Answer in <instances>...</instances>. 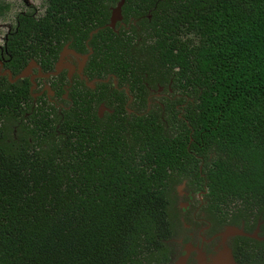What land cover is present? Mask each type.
I'll return each instance as SVG.
<instances>
[{
  "label": "trees",
  "instance_id": "1",
  "mask_svg": "<svg viewBox=\"0 0 264 264\" xmlns=\"http://www.w3.org/2000/svg\"><path fill=\"white\" fill-rule=\"evenodd\" d=\"M43 1L40 16L16 14L7 49L55 54L96 28L86 68L123 76L135 112L119 96L97 117L103 96L78 91L55 129L26 80L0 77V264L163 262L183 178L246 230L260 221L262 239L239 236L236 253L262 260L264 0H123L128 33L104 25L118 0ZM157 84L169 99L147 110Z\"/></svg>",
  "mask_w": 264,
  "mask_h": 264
},
{
  "label": "flooded vegetation",
  "instance_id": "2",
  "mask_svg": "<svg viewBox=\"0 0 264 264\" xmlns=\"http://www.w3.org/2000/svg\"><path fill=\"white\" fill-rule=\"evenodd\" d=\"M8 8L9 5L7 4V8L0 13V17L4 15ZM37 12L38 10L36 9L22 13L25 15L29 14L35 18L43 14V9L41 13L37 14ZM128 20L131 23L135 22L131 17ZM104 25L109 27V19ZM101 27L99 26V28ZM128 29L129 23L124 22L122 17H120V21L117 23V31L111 30L115 33H119L121 30L128 33ZM12 30H14V24L11 29L5 32L1 39L0 77H5L9 83L26 80L28 83L27 92L31 101L30 109L39 105L44 110H53L57 118L54 122L55 129L60 126V122L65 118H72L75 116V112L79 111L76 108V102L79 100L77 98L78 91L81 92V96L82 94L86 96L98 93L103 96V99L95 107L97 117H102L105 112L110 113L112 111L110 105H115L119 96L124 100L123 105L126 111L127 108H130L128 105L131 104L132 94L128 89L127 82H123L121 78L123 76L109 73L102 68L98 70L91 67L86 68L87 60L93 53L89 40L91 35L96 32V28L91 29L87 37L81 40V43H75L73 37L70 36L68 40L61 44L55 54L45 51L41 55L40 51L32 53L22 46H19L17 51L12 54L11 50L9 51L5 44L7 35ZM81 46L83 51L78 50ZM14 57L25 60L16 73H12L11 69L7 66ZM56 64L58 70L54 69ZM27 65H30L28 72L21 78H14ZM157 86L163 88V86L158 84L155 87ZM148 88L146 87V103ZM165 90L167 94L163 98L169 99L168 93L172 91L170 86L167 85ZM100 106H103V108L99 113ZM159 106L162 108L161 104ZM146 109H148L147 105ZM132 112L135 111L131 108L130 112L127 111L129 114ZM24 115L26 116L27 113ZM198 169H200V165ZM179 184L182 187L180 191H177L176 186ZM173 187L174 196L175 194L177 197L182 195L186 198V201L174 203L176 215L174 217L173 230L168 238L164 240L167 248L166 258L165 261L157 264H199V256L205 263H210L211 258L216 254L217 250L223 247L229 248L231 259L235 264L264 263V252L260 254L262 260L255 258L258 253L254 255L251 253H236L238 248L237 238L239 236L258 240L262 239L261 236L257 235L260 221H257L250 230H246L245 222L242 218L232 220L230 215L227 216L223 211L219 210V212H215L212 210V206L208 208L209 200L206 196L207 188L204 184H202L201 190L194 189L189 180L183 178L174 184ZM199 219H201V227ZM177 224L179 227L176 226ZM227 226H236L244 233H252L255 231V237L243 234H227L226 236H222L221 232L225 231ZM194 227L198 229L195 230ZM200 231L203 234L199 233Z\"/></svg>",
  "mask_w": 264,
  "mask_h": 264
},
{
  "label": "rangeland",
  "instance_id": "3",
  "mask_svg": "<svg viewBox=\"0 0 264 264\" xmlns=\"http://www.w3.org/2000/svg\"><path fill=\"white\" fill-rule=\"evenodd\" d=\"M0 2H4L7 3L9 5L8 10L4 13V15L2 17H0V45L2 43L1 39L3 37V35L5 34V32L8 29H11L13 27L14 24V17L16 16L17 13H22L25 11H29V10H38V13L42 12V9L44 8V1L43 0H0ZM120 21V19H115L112 22V25L109 24V27L113 30V31H117V23ZM166 90L160 86L157 87H149L148 88V95H147V110H149L151 107H153V105H162V103L160 102L163 97L166 96ZM127 111L130 112V108H127ZM172 199L174 200L175 203H177L178 201H182L184 202V200L186 201V198L182 195H179L177 197V195L175 194L174 196V187H172L171 190V196ZM232 205V204H231ZM199 223H201V219H199ZM197 225V224H196ZM177 227H179V225H176ZM202 226V223L200 225V227ZM195 230L198 229L197 227H194ZM188 231V230H187ZM201 234H203L201 231L199 232Z\"/></svg>",
  "mask_w": 264,
  "mask_h": 264
},
{
  "label": "water",
  "instance_id": "4",
  "mask_svg": "<svg viewBox=\"0 0 264 264\" xmlns=\"http://www.w3.org/2000/svg\"><path fill=\"white\" fill-rule=\"evenodd\" d=\"M123 0H118L116 2V4L110 8V13H109V24L112 25V22L115 19H120L121 15H120V6L122 4ZM30 68V65H27L26 67H24L18 74H16V76L14 78H21L22 76H24L28 70ZM55 70H58V66L57 64L54 67ZM103 106L99 107V113L100 110H102ZM182 185L179 184L176 186L177 191L181 190ZM227 234H243L246 236H251V237H255V231H253L252 233H244L241 231L240 228L236 227V226H227L225 231L221 232L222 236H226ZM200 256H199V264H235L233 263L231 256H230V250L227 247H223L219 250H217L216 254L211 258V262L210 263H205L202 259L200 260Z\"/></svg>",
  "mask_w": 264,
  "mask_h": 264
}]
</instances>
